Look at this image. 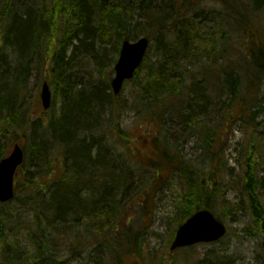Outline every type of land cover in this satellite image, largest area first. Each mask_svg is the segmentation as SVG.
I'll return each mask as SVG.
<instances>
[{"label": "trees", "instance_id": "trees-1", "mask_svg": "<svg viewBox=\"0 0 264 264\" xmlns=\"http://www.w3.org/2000/svg\"><path fill=\"white\" fill-rule=\"evenodd\" d=\"M162 1L40 0L37 5L14 7L18 10L13 15L8 14L12 7L0 15V160L6 154L1 149L2 141L7 143L8 152L9 143L25 139V162L16 174L14 201L31 212L27 222L16 223L9 208L11 202L0 204V260L6 264H72V259H63L65 249L67 254H76L103 231L104 245L119 256L115 264H123L121 248L123 254L126 250L140 253L138 235L133 241L129 229L126 240L124 234H118V224H123L119 221L123 201L135 172L147 167L157 170L156 176L175 170L186 189L177 207L172 239L177 228L200 210L209 209L223 219L224 214L217 213L219 198L227 202L228 213L251 212V224L264 236L262 144L250 141L248 148L252 149L244 156L243 194L233 203L224 196L235 180L221 174L226 165L218 151V139L224 132L218 115L224 109L231 116L237 105L249 127H264V120L257 123L260 110L251 109L253 103L260 108L264 102V42L252 34L245 60L237 66L227 62L219 66L188 64L187 46L199 37L190 34L191 25L203 22L196 19L192 23L182 16L177 0H172L174 10L163 7ZM251 4L253 8L264 6V0H251ZM136 11L140 14L137 20ZM236 13L237 20L223 14L228 15L224 25L228 31L234 22L247 27L246 16ZM131 32L135 35L130 36ZM151 32L159 44L157 60L143 75L148 62L145 59L132 81L130 97L122 101V93L115 96L111 88L116 59L105 66L109 44L116 43V53L124 40L149 37ZM42 39L51 48L43 81L61 103L58 113L54 110L49 119L27 118L22 123L17 104L22 103L32 71L30 49ZM5 43L18 54L14 67L4 59ZM225 48L222 57H226ZM85 58L93 62V68H85ZM128 109L136 112L140 122L147 123L142 128L144 137L136 141L120 124L119 115ZM106 111L109 121L114 122L113 130H108L103 121ZM169 125L201 136L205 163L196 165L182 155L169 141ZM25 128L31 132H19ZM21 228L28 232L36 253L9 254L8 242ZM117 246H122L119 251Z\"/></svg>", "mask_w": 264, "mask_h": 264}, {"label": "rangeland", "instance_id": "rangeland-1", "mask_svg": "<svg viewBox=\"0 0 264 264\" xmlns=\"http://www.w3.org/2000/svg\"><path fill=\"white\" fill-rule=\"evenodd\" d=\"M8 0H0V12L4 8L5 3ZM13 12L8 14L13 15L18 10V5H37L40 0H11ZM235 3V8L244 10L247 14V29L239 26L238 23L227 30L220 20L218 23L214 21L217 12L224 11V6L227 3ZM156 3V1H154ZM163 7H170L173 9L174 3L172 0H163L161 2ZM233 3V4H234ZM246 0H177V9H179L182 16L187 17L190 22L198 20L203 22V25H191L190 34L192 36L199 34L197 42L188 44L187 49L189 51L188 64H223L226 58L234 60L235 65L241 64L242 60H245V55L250 47V39L252 34L258 40L259 38L264 40V7L259 6L258 10L254 12L250 7H247ZM174 10V9H173ZM137 20L140 14L138 11L134 13ZM10 19V18H9ZM224 21V19H222ZM226 21V20H225ZM226 25V23H225ZM244 25V23L242 24ZM170 32V30H169ZM249 32V33H248ZM251 34V35H250ZM4 33H2L1 39H3ZM130 36L135 35L134 32L129 33ZM151 39V45L147 55L148 62L143 70V75L146 74L147 68L150 64H154L158 57L159 44L156 41L155 33L148 34ZM115 37V35H114ZM138 38L134 41H137ZM3 48L4 59L12 66H16L18 63V54L13 48ZM48 43L45 39H42L38 45L30 49L29 60L32 64V71L30 77L25 83L24 90L22 92V103L18 101L19 114L21 115L19 120L30 118L37 120L38 118L49 119L51 113L54 110L58 113L60 107V100L54 97L53 93V105L56 102V106L52 105L50 111H46L42 107L41 103V90L44 83L43 74L44 68L50 66L47 58L49 51ZM116 45V43H114ZM114 45L109 44L110 50L108 52V58L105 62V66L109 65L113 59L118 60L119 51L114 52ZM121 45V44H120ZM227 51L226 57H222L223 49ZM114 63V65L116 64ZM184 62V63H185ZM84 65L86 69L94 67L92 61L85 58ZM114 68V67H113ZM197 69V67H195ZM84 77V75H81ZM114 77V76H113ZM86 79V78H85ZM133 81V80H132ZM129 82L124 86L121 99L130 95L133 82ZM130 97V96H129ZM245 100L248 99L247 95H244ZM250 99V98H249ZM248 99V101H249ZM255 104L251 105V109L258 111L257 123L264 120V102L260 108H255ZM228 108V107H227ZM224 113H219L218 118L221 122L224 132L220 133L218 139V151L223 158V162L226 167L221 171V174L226 178L233 177L235 184L225 189V198L227 201L236 200L239 202V197L243 194L242 176L245 163V154L251 149L249 145L253 141H257L262 145H259L264 150V127H257L256 129L249 127L248 123L244 120L245 115H239V106H235L232 109L231 116H228L227 109ZM107 113V111H106ZM247 112H244L246 114ZM110 116L108 113L103 118L108 130H113L114 122L109 121ZM116 119V118H115ZM120 124L122 130L127 132L132 140H138L144 137V131L142 128L147 124L146 122H140V118L137 116L134 110L128 109L121 112L119 115ZM142 126V127H141ZM171 129L169 135V141L180 149L183 156L189 158L195 162L196 165L205 163L202 157V141L201 136H198L191 130H176L172 125H169ZM20 133H30V129L19 131ZM112 134V132H111ZM21 135V134H20ZM29 135V134H28ZM223 141H222V140ZM25 139L19 138L18 143L22 145ZM251 141V143H250ZM2 151L6 152L5 157L8 156L12 150V144L9 143L11 149L7 152L5 148L7 143L1 142ZM8 145V147H9ZM14 145V144H13ZM7 147V148H8ZM264 154V153H263ZM170 169V167H169ZM233 169V170H232ZM157 170L147 167L143 170H139L134 174V182L130 186V192L123 201L122 216L119 221L123 224H118L120 234H124L125 239H129L126 234L127 231L131 233V238L135 241L138 235V244L140 246V253L130 252L126 250L123 254L122 246H117V250L120 248V258H122L123 264H172L176 261L178 264H203L215 261H220L221 264H264V251L262 248V242L264 236L251 224V212L242 210L238 212L226 211L227 202H223L221 198L218 199L217 213H223L222 219L225 225L228 227L227 236L218 243L197 245L192 250H183L174 255L170 253V246L172 242V234L177 227V207L181 205L182 196L185 194V187L182 180L179 178L175 170H166L159 172L156 176ZM227 181V180H226ZM119 198V195H118ZM263 199V198H262ZM264 201V200H263ZM241 204V202H240ZM247 207V206H246ZM10 209L13 210V221H26L31 218V212L24 206H20L18 201H13L10 204ZM236 214V215H235ZM128 227H126L125 222ZM106 227V223L103 224V228ZM108 230V229H107ZM106 230V231H107ZM18 232H13L12 235ZM105 232L94 237L93 242L84 243L83 247L76 254H67L65 249V258L73 260L72 264H115L116 257L114 252H109L104 245ZM123 239V240H125ZM9 254L14 255L20 252L22 255L33 254L35 248L28 237V232L23 228L20 229V233L15 235V238H11L8 242ZM124 243L123 246H125ZM65 245L62 244V247ZM133 251V249H131ZM170 260H173L172 262Z\"/></svg>", "mask_w": 264, "mask_h": 264}, {"label": "water", "instance_id": "water-1", "mask_svg": "<svg viewBox=\"0 0 264 264\" xmlns=\"http://www.w3.org/2000/svg\"><path fill=\"white\" fill-rule=\"evenodd\" d=\"M149 40L144 37L132 43L124 41L119 59L115 65V77L112 89L115 95L120 94L126 81L134 78L142 65L149 49ZM41 101L45 110L52 105V92L45 83L41 92ZM24 162V152L20 145H15L11 154L0 162V202L6 203L15 197L14 179L18 168ZM225 225L208 210L194 214L178 229L171 250L189 247L198 243L218 241L226 234ZM264 248V243H263ZM0 264H4L0 261Z\"/></svg>", "mask_w": 264, "mask_h": 264}, {"label": "bare ground", "instance_id": "bare-ground-1", "mask_svg": "<svg viewBox=\"0 0 264 264\" xmlns=\"http://www.w3.org/2000/svg\"><path fill=\"white\" fill-rule=\"evenodd\" d=\"M30 70H32V67H30ZM30 77V76H29ZM16 144H18V145H20L21 146V148H22V150H23V152H24V162H25V151H24V149H23V146L21 145V144H19V143H16ZM23 162V163H24ZM14 199H15V197L12 199V200H10L8 203H12L13 201H14Z\"/></svg>", "mask_w": 264, "mask_h": 264}]
</instances>
